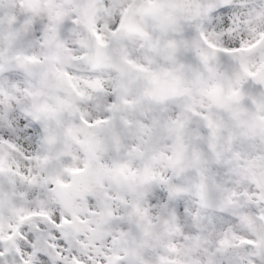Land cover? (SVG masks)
<instances>
[{"label":"snow or ice","instance_id":"obj_1","mask_svg":"<svg viewBox=\"0 0 264 264\" xmlns=\"http://www.w3.org/2000/svg\"><path fill=\"white\" fill-rule=\"evenodd\" d=\"M0 264H264V0H0Z\"/></svg>","mask_w":264,"mask_h":264}]
</instances>
